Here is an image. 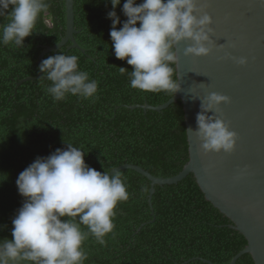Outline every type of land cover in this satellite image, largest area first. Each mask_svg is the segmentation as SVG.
<instances>
[{"label":"trees","instance_id":"16d2710c","mask_svg":"<svg viewBox=\"0 0 264 264\" xmlns=\"http://www.w3.org/2000/svg\"><path fill=\"white\" fill-rule=\"evenodd\" d=\"M46 2L48 11L40 15L24 46L0 44V240L13 239L12 219L23 203L18 175L37 157L66 149L67 143L84 151L85 163L101 173L134 164L156 177L171 178L190 160L182 101L162 112L130 108L160 106L175 93L133 89L128 75L120 74V67H132L115 57L109 0H75V27L80 31L75 37L86 53L68 49L71 42L57 53L78 57L80 70L98 81L95 98L68 95L54 101L45 90L51 82L41 78L19 85L38 76L45 47L66 36V1ZM124 2L116 9L122 23ZM7 22V17H0V25ZM50 55L56 54L45 58ZM173 68L178 82L176 64ZM120 174L129 200L118 204L114 232L105 237V245L91 235L84 242V264H206L198 258L231 264L248 246L247 239L230 227L232 222L206 199L193 174L176 185H157L152 206L151 182L132 170ZM236 264L255 261L245 254Z\"/></svg>","mask_w":264,"mask_h":264},{"label":"clouds","instance_id":"9594fccd","mask_svg":"<svg viewBox=\"0 0 264 264\" xmlns=\"http://www.w3.org/2000/svg\"><path fill=\"white\" fill-rule=\"evenodd\" d=\"M109 2L112 48L118 60L132 67L119 70L128 75L133 89L176 94L181 90L173 78L176 46L191 42L184 55L195 57L209 56L215 47L212 18L198 7L199 0H126L123 23L116 12L121 0ZM48 9L46 0H0V17L8 18L0 25V44L24 46ZM226 58L247 64L246 58L230 53ZM39 70L41 79L51 82L45 90L54 101L68 95L93 99L98 92V81L80 70L76 55H50ZM230 103L227 96L208 94L201 100L195 129L186 130L194 131L206 154L235 150L237 134L216 115L221 105ZM85 154L67 143L66 149L37 157L18 175L23 203L12 219L13 239L0 240V264H84L88 256L83 245L89 235L106 244L105 237L114 232L117 206L129 200V192L119 171L101 173L85 163Z\"/></svg>","mask_w":264,"mask_h":264},{"label":"water","instance_id":"95a60500","mask_svg":"<svg viewBox=\"0 0 264 264\" xmlns=\"http://www.w3.org/2000/svg\"><path fill=\"white\" fill-rule=\"evenodd\" d=\"M65 1L66 36L60 43L45 47L38 60L39 66L48 53L57 55L69 42L68 49L86 52L75 37L80 33L75 27V0ZM198 7H203L213 21L215 47L210 55L185 56L184 50L191 42L178 44L176 69L181 90L163 105L130 108L162 112L180 100L186 128L195 129L201 100L212 92L227 96L231 103L221 105L216 115L237 134L235 150L231 154H206L194 131H188L190 160L178 175L156 177L134 164L113 170H132L147 178L151 182V206L157 185H176L193 174L206 199L232 222L230 227L248 241V246L231 264H236L245 254H251L255 264H264V0H199ZM228 53L237 59L246 58L247 64L241 66L226 58ZM42 75L39 71L37 77L27 78L19 85L35 81Z\"/></svg>","mask_w":264,"mask_h":264}]
</instances>
